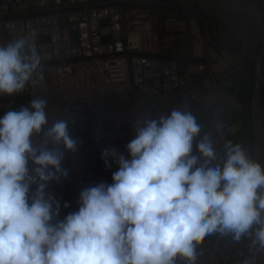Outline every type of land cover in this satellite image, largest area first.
Instances as JSON below:
<instances>
[{"label": "clouds", "instance_id": "9594fccd", "mask_svg": "<svg viewBox=\"0 0 264 264\" xmlns=\"http://www.w3.org/2000/svg\"><path fill=\"white\" fill-rule=\"evenodd\" d=\"M38 38L32 29L0 45V97L43 79ZM47 108L34 97L0 115V264H199L198 249L212 235L248 239L253 255L242 264H256L264 164L241 143L227 141L220 157L191 111L141 116L127 157L115 147L101 152L106 168L117 165L112 182L83 188L78 210L61 219L48 188L67 179L62 162L78 141L69 131L75 120L50 119Z\"/></svg>", "mask_w": 264, "mask_h": 264}, {"label": "built area", "instance_id": "2783aa9c", "mask_svg": "<svg viewBox=\"0 0 264 264\" xmlns=\"http://www.w3.org/2000/svg\"><path fill=\"white\" fill-rule=\"evenodd\" d=\"M229 3L233 0H0V45L37 30L43 76L23 94L0 97V115L44 97L50 119L75 120L69 131L78 149L62 162L69 175L48 188L61 202V219L78 210L83 188L112 182L117 165L106 168L101 152L115 147L127 157L125 146L134 137L137 118L168 114L184 99L203 105L200 84L252 62L250 157L264 164V26L258 50L237 52L210 37L207 16L200 12L212 8L220 17ZM155 12L164 33L187 35L185 51L162 49ZM158 95H167L161 104L153 101ZM87 132L90 137H84ZM249 244L236 248V260L252 257ZM210 250L218 255L213 264H229L216 243ZM256 264H264L263 252L256 253Z\"/></svg>", "mask_w": 264, "mask_h": 264}, {"label": "crops", "instance_id": "0c3cea01", "mask_svg": "<svg viewBox=\"0 0 264 264\" xmlns=\"http://www.w3.org/2000/svg\"><path fill=\"white\" fill-rule=\"evenodd\" d=\"M258 11H257V10ZM257 11L258 16L252 15ZM216 14L207 16L206 31L217 43L229 44L237 52L248 53L256 50L261 22L264 20V3L262 0H233V5ZM218 13V14H219ZM154 27L161 34L163 50L185 51L188 37L183 32L164 33L158 12H155ZM246 68H231L225 77L211 80L207 84H200L198 91L203 98V105H194L184 99L170 106L191 111L202 126L203 135L213 133L214 146L218 156L223 157V146L227 141L241 143L250 155L251 132L248 115V81L250 80L251 64ZM167 95H158L153 98L156 104L166 100ZM223 122L225 127L222 133L215 132L217 123ZM248 239L233 242L230 238H221L212 235L206 238L199 247V264H213L218 255L211 251V243L220 247L219 256L227 259L229 264H242L244 260H236L235 251ZM250 242V241H249ZM264 253V252H263Z\"/></svg>", "mask_w": 264, "mask_h": 264}, {"label": "water", "instance_id": "95a60500", "mask_svg": "<svg viewBox=\"0 0 264 264\" xmlns=\"http://www.w3.org/2000/svg\"><path fill=\"white\" fill-rule=\"evenodd\" d=\"M263 26H264V20L261 22L256 50H258L259 45H260V37H261ZM252 73H253V62L251 63V67H250V82L252 80ZM90 136H91V133L87 132L84 137H90Z\"/></svg>", "mask_w": 264, "mask_h": 264}, {"label": "rangeland", "instance_id": "374dc122", "mask_svg": "<svg viewBox=\"0 0 264 264\" xmlns=\"http://www.w3.org/2000/svg\"><path fill=\"white\" fill-rule=\"evenodd\" d=\"M263 1V3H264V0H262ZM231 4L229 3V4H227L226 6H230ZM225 6V7H226ZM200 12L204 15L205 14V16H211L210 14H214L215 13V10L214 9H212V8H205V9H201L200 10ZM257 16H258V14H257ZM262 68H264V67H262Z\"/></svg>", "mask_w": 264, "mask_h": 264}]
</instances>
